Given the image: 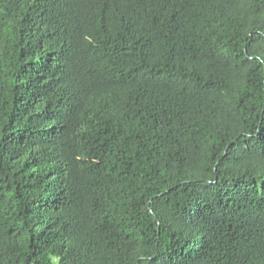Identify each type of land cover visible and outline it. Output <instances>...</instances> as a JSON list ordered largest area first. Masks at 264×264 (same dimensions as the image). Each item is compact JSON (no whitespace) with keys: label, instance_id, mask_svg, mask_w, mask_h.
Returning a JSON list of instances; mask_svg holds the SVG:
<instances>
[{"label":"trees","instance_id":"trees-1","mask_svg":"<svg viewBox=\"0 0 264 264\" xmlns=\"http://www.w3.org/2000/svg\"><path fill=\"white\" fill-rule=\"evenodd\" d=\"M0 264H264V0H0Z\"/></svg>","mask_w":264,"mask_h":264}]
</instances>
